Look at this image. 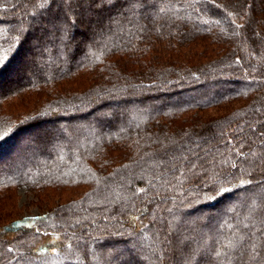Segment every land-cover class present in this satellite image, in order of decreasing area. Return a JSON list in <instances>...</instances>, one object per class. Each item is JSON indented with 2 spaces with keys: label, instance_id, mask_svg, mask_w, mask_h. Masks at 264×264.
<instances>
[{
  "label": "trees",
  "instance_id": "trees-1",
  "mask_svg": "<svg viewBox=\"0 0 264 264\" xmlns=\"http://www.w3.org/2000/svg\"><path fill=\"white\" fill-rule=\"evenodd\" d=\"M79 2L0 0V194L89 188L0 264H264V0Z\"/></svg>",
  "mask_w": 264,
  "mask_h": 264
},
{
  "label": "rangeland",
  "instance_id": "rangeland-1",
  "mask_svg": "<svg viewBox=\"0 0 264 264\" xmlns=\"http://www.w3.org/2000/svg\"><path fill=\"white\" fill-rule=\"evenodd\" d=\"M95 26H98V22ZM31 59L32 58L30 56L25 58V60H27L26 65L31 61ZM83 83H87L85 79L81 80L80 86H76L74 82L71 86L73 88H78L81 87ZM27 99L28 98L23 99L24 103L17 98L10 100L4 105L3 112H8L11 114L14 113L17 115H23L27 113L28 109L32 110L34 107H36L37 102V100ZM35 151H37V149H33L29 152L33 153ZM88 189L89 188H80L78 190H73L71 193L69 190L60 191L59 188H48L43 192L36 189H31L27 186H22L11 191L1 192V194L5 195L6 199H3L0 194V224H5L6 222L8 223L12 220L22 218H39L51 211L57 210L61 207V205L65 206L80 200L81 197L85 196V192ZM34 263L35 262H32L31 264Z\"/></svg>",
  "mask_w": 264,
  "mask_h": 264
},
{
  "label": "snow or ice",
  "instance_id": "snow-or-ice-1",
  "mask_svg": "<svg viewBox=\"0 0 264 264\" xmlns=\"http://www.w3.org/2000/svg\"><path fill=\"white\" fill-rule=\"evenodd\" d=\"M66 2H71V0H66ZM108 5V0H95V7H97V8H101V7H105V6H107ZM93 5H92V0H80V2L79 3H77V7H92ZM70 22L72 23V24H75V20H71L70 19ZM6 59V57H4V56H0V64H2L3 62H4V60ZM0 138H2V137H0ZM241 183H244L243 181L241 182ZM250 183V182H249ZM230 189H228V188H224L223 189V192H227V191H229ZM222 194V193H221ZM245 227H247V224L245 225ZM233 245H232V243L231 242H229V244H227L226 245V247H232ZM68 247L70 248L71 247V245H68ZM11 250V249H10ZM253 253H254V250H253ZM218 255H219V253H218ZM236 264H248V260L246 259V258H240V259H238L237 261H236Z\"/></svg>",
  "mask_w": 264,
  "mask_h": 264
}]
</instances>
